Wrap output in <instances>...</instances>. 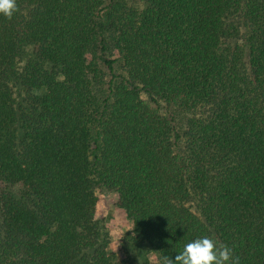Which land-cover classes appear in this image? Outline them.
I'll return each mask as SVG.
<instances>
[{
    "label": "trees",
    "instance_id": "16d2710c",
    "mask_svg": "<svg viewBox=\"0 0 264 264\" xmlns=\"http://www.w3.org/2000/svg\"><path fill=\"white\" fill-rule=\"evenodd\" d=\"M16 4L0 14V264H121L101 187L162 264L205 236L264 264V0Z\"/></svg>",
    "mask_w": 264,
    "mask_h": 264
},
{
    "label": "rangeland",
    "instance_id": "374dc122",
    "mask_svg": "<svg viewBox=\"0 0 264 264\" xmlns=\"http://www.w3.org/2000/svg\"><path fill=\"white\" fill-rule=\"evenodd\" d=\"M140 98L161 114H167L163 106L152 102L141 92ZM95 217L101 230L107 235V251L121 264H162L158 255L146 244L134 242L130 220L125 212L116 206V195L101 187L96 190Z\"/></svg>",
    "mask_w": 264,
    "mask_h": 264
},
{
    "label": "clouds",
    "instance_id": "9594fccd",
    "mask_svg": "<svg viewBox=\"0 0 264 264\" xmlns=\"http://www.w3.org/2000/svg\"><path fill=\"white\" fill-rule=\"evenodd\" d=\"M16 11V0H0V14L11 19ZM163 264H239V258L233 257L232 249L227 245H218L205 236L187 243L174 260L165 256Z\"/></svg>",
    "mask_w": 264,
    "mask_h": 264
}]
</instances>
